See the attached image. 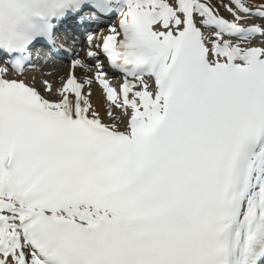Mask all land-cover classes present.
<instances>
[{
    "label": "snow or ice",
    "instance_id": "1",
    "mask_svg": "<svg viewBox=\"0 0 264 264\" xmlns=\"http://www.w3.org/2000/svg\"><path fill=\"white\" fill-rule=\"evenodd\" d=\"M0 264H264V0H0Z\"/></svg>",
    "mask_w": 264,
    "mask_h": 264
},
{
    "label": "bare ground",
    "instance_id": "2",
    "mask_svg": "<svg viewBox=\"0 0 264 264\" xmlns=\"http://www.w3.org/2000/svg\"><path fill=\"white\" fill-rule=\"evenodd\" d=\"M66 70H67V64L66 65H62L60 60H57V61H54L53 63H50L44 69L45 72L52 71L54 76L55 75H62ZM41 75H42V73H41L40 69H38V68L37 69L29 68L27 71H25L24 78H26L29 81H31V78L33 76H35L36 79L39 80L41 78ZM12 76H15V75H12ZM50 78H52V77H50ZM109 79H110V81H111L113 86H114V84L118 83L116 80H113L110 76H109ZM93 92H94V94H93V103L96 106H98V107L103 105L104 101H103L101 90L97 87V88H94Z\"/></svg>",
    "mask_w": 264,
    "mask_h": 264
}]
</instances>
